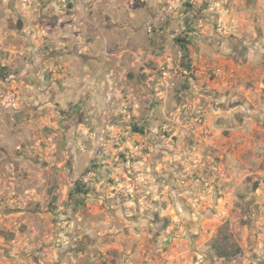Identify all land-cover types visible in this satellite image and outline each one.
<instances>
[{
    "label": "rangeland",
    "instance_id": "374dc122",
    "mask_svg": "<svg viewBox=\"0 0 264 264\" xmlns=\"http://www.w3.org/2000/svg\"><path fill=\"white\" fill-rule=\"evenodd\" d=\"M22 3L0 264H264V0Z\"/></svg>",
    "mask_w": 264,
    "mask_h": 264
},
{
    "label": "crops",
    "instance_id": "0c3cea01",
    "mask_svg": "<svg viewBox=\"0 0 264 264\" xmlns=\"http://www.w3.org/2000/svg\"><path fill=\"white\" fill-rule=\"evenodd\" d=\"M8 3V7L6 8L5 11H2L3 8H4V4ZM23 6V3H22V0H0V12H2V14L0 13V19L5 21L6 23H13L14 22V17L16 16H20V13H24V16H27V15H30L29 12H24L22 8ZM44 20L46 18H43ZM10 36L9 33H7V35L5 36H2L0 35L1 37H6V36ZM4 42V39H0V49L4 48V44L2 43ZM7 49H9V47H6ZM238 67H241V65L238 64ZM32 85V84H31ZM32 88V87H31Z\"/></svg>",
    "mask_w": 264,
    "mask_h": 264
},
{
    "label": "trees",
    "instance_id": "16d2710c",
    "mask_svg": "<svg viewBox=\"0 0 264 264\" xmlns=\"http://www.w3.org/2000/svg\"><path fill=\"white\" fill-rule=\"evenodd\" d=\"M179 42V40H177ZM182 45V48H183V54H182V57H185V58H188L187 56V49H186V46H184L183 44ZM187 69H189V66H187ZM0 77H3V75H1ZM131 129H134V131H140V129H136L135 127L134 128H131ZM87 193V190H85L83 188V184L80 183L79 181L75 182L73 187H72V190L70 192V195H73V194H86ZM231 254L230 253H225V252H221L219 253V257H229Z\"/></svg>",
    "mask_w": 264,
    "mask_h": 264
},
{
    "label": "flooded vegetation",
    "instance_id": "af4514ba",
    "mask_svg": "<svg viewBox=\"0 0 264 264\" xmlns=\"http://www.w3.org/2000/svg\"><path fill=\"white\" fill-rule=\"evenodd\" d=\"M240 53V52H239ZM241 56V55H240ZM231 108V107H229ZM180 211V209H178ZM158 217H155L153 221L154 230L157 232L160 236H165V230L167 227H169V221L165 218L157 219Z\"/></svg>",
    "mask_w": 264,
    "mask_h": 264
}]
</instances>
